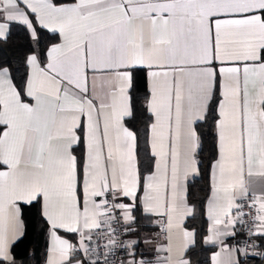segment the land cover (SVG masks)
<instances>
[{
    "label": "snow or ice",
    "instance_id": "obj_1",
    "mask_svg": "<svg viewBox=\"0 0 264 264\" xmlns=\"http://www.w3.org/2000/svg\"><path fill=\"white\" fill-rule=\"evenodd\" d=\"M14 26L27 48L0 60V264H18L25 205L46 264H151L137 212L161 223L164 242L143 241L157 264H194L199 245H220L210 264L264 258V0H0V48ZM205 128L201 236L184 220Z\"/></svg>",
    "mask_w": 264,
    "mask_h": 264
},
{
    "label": "trees",
    "instance_id": "obj_2",
    "mask_svg": "<svg viewBox=\"0 0 264 264\" xmlns=\"http://www.w3.org/2000/svg\"><path fill=\"white\" fill-rule=\"evenodd\" d=\"M42 42L44 46H49L51 43L57 42L53 38L54 35L41 30ZM27 48V39L25 33L18 26L13 27V38L9 45L0 48V60L12 58L22 55V51ZM138 95L142 96L143 92ZM136 129L143 132L144 119H141L135 125ZM205 134V143L203 148V174L194 183H191L188 188V202L195 205V215L190 217L185 222L189 229H196L199 235H204L208 229V220L206 216V198L209 195V180L207 175L208 161L213 153L214 132L209 128L202 130ZM143 155V153H141ZM136 233L133 237H140L144 233H151L154 231L152 218L137 212ZM22 219L25 226V235L14 247V254L18 264H44L45 255L47 251V226L40 214L39 206L25 205L22 211ZM241 226H237V236L230 242V244L237 245L242 238ZM66 238L72 239L73 235L62 234ZM257 243H260L257 241ZM252 251V250H251ZM213 249L207 248L205 245H199L196 248L195 256L193 258L194 264H210V257ZM245 264H264V258L259 256L253 258L251 252L248 257L241 258Z\"/></svg>",
    "mask_w": 264,
    "mask_h": 264
},
{
    "label": "crops",
    "instance_id": "obj_3",
    "mask_svg": "<svg viewBox=\"0 0 264 264\" xmlns=\"http://www.w3.org/2000/svg\"><path fill=\"white\" fill-rule=\"evenodd\" d=\"M43 30V29H42ZM47 33H49L47 30H44ZM51 35H54L52 33H49ZM191 180V178H190ZM144 215V214H143ZM146 216V215H145ZM207 216V214H206ZM152 218V226L154 227V231L151 233H144L142 234L140 237H132V238H137L141 241V245L139 248V251L144 255L145 260L147 261H151V264H157V256L156 253L153 251V247L154 245L152 243H148L145 244L143 243V241L147 238L151 241L154 242H159L162 243L164 242V238L163 235L161 234V223L159 222V218L153 216ZM190 217L186 218L184 220V224L187 221V219H189ZM208 220V228L211 225V221L207 218ZM60 234H68V233H64V232H60ZM68 235H73V234H68ZM63 236V235H62ZM234 238H226L225 243H227L229 246H233L234 244H230V242L233 240ZM207 248L213 249V253L214 252H218L220 250V245H216V246H212V245H205ZM48 247H49V235L47 232V251H46V255H45V260H44V264H46V260L48 259ZM213 253L211 254V256L213 255ZM162 255V254H161ZM244 256H241V258H243ZM211 258V257H210Z\"/></svg>",
    "mask_w": 264,
    "mask_h": 264
},
{
    "label": "built area",
    "instance_id": "obj_4",
    "mask_svg": "<svg viewBox=\"0 0 264 264\" xmlns=\"http://www.w3.org/2000/svg\"><path fill=\"white\" fill-rule=\"evenodd\" d=\"M245 211H247V209H245ZM241 233H242V238H241V241H240V243H239V245L240 246H244V244H245V241L247 240V235H246V231H247V229H246V226H241ZM161 234L163 235V233L161 232ZM105 240H106V237H104L103 235H101L100 236V238H99V242H100V244L101 245H103L104 244V242H105ZM251 252V248H249V253Z\"/></svg>",
    "mask_w": 264,
    "mask_h": 264
}]
</instances>
